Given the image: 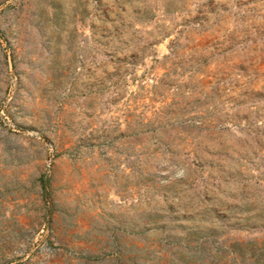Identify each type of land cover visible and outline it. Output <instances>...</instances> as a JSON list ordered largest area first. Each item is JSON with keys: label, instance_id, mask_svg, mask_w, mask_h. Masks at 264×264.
Here are the masks:
<instances>
[{"label": "rangeland", "instance_id": "obj_1", "mask_svg": "<svg viewBox=\"0 0 264 264\" xmlns=\"http://www.w3.org/2000/svg\"><path fill=\"white\" fill-rule=\"evenodd\" d=\"M0 264H264V0H0Z\"/></svg>", "mask_w": 264, "mask_h": 264}]
</instances>
